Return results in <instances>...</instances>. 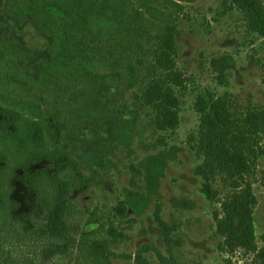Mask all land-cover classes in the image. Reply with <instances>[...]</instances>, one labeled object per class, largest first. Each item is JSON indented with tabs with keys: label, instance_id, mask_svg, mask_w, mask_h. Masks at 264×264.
Listing matches in <instances>:
<instances>
[{
	"label": "trees",
	"instance_id": "16d2710c",
	"mask_svg": "<svg viewBox=\"0 0 264 264\" xmlns=\"http://www.w3.org/2000/svg\"><path fill=\"white\" fill-rule=\"evenodd\" d=\"M194 1L30 0L29 8L41 10L35 16L41 32L50 36L57 31L62 34L55 60L69 67L68 72L66 77L53 73L51 77L55 81L64 79L67 89H75L79 83L86 86L83 92L71 95L67 108L70 118L74 113L77 117L81 115L82 109L89 106L86 95L110 76L133 91L136 103L150 109L151 123L156 130L174 133L180 124V97L193 92L198 129L190 132L186 141L200 159L194 171L203 182L200 193L207 200L215 201L218 192L211 180L221 175L234 189L230 199L221 204V216L217 212L213 214L216 232L223 237L218 249L222 254L243 249L252 255L251 264H264V235L260 237L262 246L257 247L253 218L257 197L249 180L252 163L264 160V105L239 106L231 101L228 93L218 95L210 87H200L191 74L178 69V27L185 4ZM229 2L230 7L241 12L246 29L264 39V0ZM14 10L19 13L20 8ZM96 20L110 22L112 29L96 31L93 28ZM6 55L1 53V57ZM78 60L97 64L106 70L105 74L87 69L74 72L71 66ZM216 81L228 87L223 74H218ZM64 88L57 84L59 92H64ZM2 98L10 106L11 98L8 95ZM1 109L6 123L0 124L3 146L0 147V264L17 263L10 252L11 237L13 233L22 236L25 232L35 236L34 241L40 240L41 245L50 244L52 251L65 252L76 246L90 264H107L112 258L131 260V255L113 253L107 242L98 237L84 232L76 240L71 233L69 224L74 208L70 191L78 172L72 156L58 141V133L67 129L66 125L59 124V110L47 112V119L43 118L37 102L26 104L24 110ZM44 128H48V139L43 136ZM156 144L165 146L164 137L160 135ZM40 162H43L41 167ZM131 170L139 174L135 168ZM17 180L32 192L27 203L31 206L28 213L17 212L19 203L12 197ZM160 207L158 201L153 217L164 243L182 245L181 223L163 220ZM114 210L120 216L126 212L122 206ZM105 235L117 243L124 240L121 230L113 224L105 228ZM149 251H153L151 246H141L134 262L150 264L143 257ZM154 253L161 264H185L178 262L172 252L167 256Z\"/></svg>",
	"mask_w": 264,
	"mask_h": 264
},
{
	"label": "rangeland",
	"instance_id": "374dc122",
	"mask_svg": "<svg viewBox=\"0 0 264 264\" xmlns=\"http://www.w3.org/2000/svg\"><path fill=\"white\" fill-rule=\"evenodd\" d=\"M11 1L0 0V40L16 43L19 49V37H10L9 28L14 26L16 31L23 28L31 46L37 44L39 50L41 46L48 47V54L26 53L21 60V67H25L29 78L42 69L39 55L50 59L49 72L66 77L69 67L56 61L55 57L52 59L60 51L61 32L51 36L36 33V13L26 8L15 21L6 14ZM52 13L61 16L57 11ZM93 28L109 31L112 24L96 20ZM178 28V69L191 74L200 87H210L218 95L228 93L231 101L239 106L264 105V39L246 29L241 12L230 7L229 0H195L185 4ZM71 67L76 73L84 69L98 74L106 71L95 63L80 60L73 62ZM218 74L225 76L228 87L217 83ZM48 79L51 82L43 108L49 113L59 110V124L67 126L58 134L60 144L72 156L78 172V179L70 191L74 214L69 224L76 240L86 232L106 241L113 253L132 256L131 260L112 258L107 264H136L134 256L144 245L153 248L143 254L150 264H161L156 251L164 256L172 252L178 262L185 264H250L251 254L242 249L233 254H222L218 249L223 237L216 232L213 214L217 212L221 216V204L230 199L234 189L229 180L218 179L212 184L218 192L215 201L207 200L200 193L203 182L194 172L200 159L186 141L187 135L198 129L193 92L188 91L180 97V124L174 133H170L156 130L151 123L150 109L136 103L133 91L115 77L109 76L99 82L93 92L86 95L89 106L82 109L79 117L74 113L71 118L67 111L70 97L83 92L85 84L67 89L64 79L55 81L50 75ZM57 84L64 92H59ZM34 95L40 101L39 93ZM50 124L54 125V122ZM160 135L165 139V146L156 144ZM251 169L249 180L257 197L253 214L255 237L257 247H261L264 160L252 163ZM12 197L18 200L17 212H29L31 206L29 208L27 203L32 192L19 180L14 182ZM158 201L163 220L181 223L183 243L178 247L164 243L154 221L153 209ZM118 206L125 208L124 216L115 212L114 208ZM110 224L124 235L121 243L106 237L105 228ZM32 237L28 232L22 236L12 234L10 252L16 258V264H29V261L33 264H90L85 262L82 250L76 246L65 252L52 251L50 244L44 242L41 245L40 240L34 241Z\"/></svg>",
	"mask_w": 264,
	"mask_h": 264
},
{
	"label": "flooded vegetation",
	"instance_id": "af4514ba",
	"mask_svg": "<svg viewBox=\"0 0 264 264\" xmlns=\"http://www.w3.org/2000/svg\"><path fill=\"white\" fill-rule=\"evenodd\" d=\"M30 0H12L10 5L7 8L6 14L11 16L15 21L21 17L22 10L26 8L27 10L36 13L37 16L41 10H31L29 8ZM14 8H20L18 12ZM48 9L46 8V11ZM34 16V18H35ZM6 21V19H5ZM16 23V22H15ZM35 32L38 34H42V36H50L48 33L41 32L35 21ZM10 37H15L17 35L19 40L17 41L19 44V49L16 43H10L9 41H1L0 40V124L3 122L6 123L2 118V109L1 107H10L12 110L17 111L18 109H23L26 104H33L37 102L41 108L43 113V118H49L47 112L44 110V104L48 97V89L51 80L48 79V76H51V72H49L48 66L50 63V59L46 56L39 55L42 57V69L37 70L34 74H31L30 78L28 74L25 72V67H21V60L24 59L26 53H34L38 54L40 52L48 54V47L41 46L40 50L37 44L31 46V42L26 39L25 30L22 32L23 28L15 30L14 26H10ZM61 46V43L59 44ZM7 53L8 55L1 57L2 52ZM57 54V53H56ZM52 56L54 59L55 55ZM62 75L63 74H59ZM54 81V80H53ZM34 89L37 90V93L34 92ZM40 97V101L36 98L34 94H38ZM9 96L10 106L6 101L2 98V96ZM59 134V133H58ZM43 136L48 139V128L43 129ZM1 138V135H0ZM1 140V139H0ZM60 141V140H58ZM0 147L3 148L1 142ZM43 165V162L38 164L39 167ZM33 166H31L32 168ZM22 182V181H21ZM23 183V182H22ZM24 185V184H23ZM25 186V185H24Z\"/></svg>",
	"mask_w": 264,
	"mask_h": 264
},
{
	"label": "built area",
	"instance_id": "2783aa9c",
	"mask_svg": "<svg viewBox=\"0 0 264 264\" xmlns=\"http://www.w3.org/2000/svg\"><path fill=\"white\" fill-rule=\"evenodd\" d=\"M224 178L227 179L224 175H221V176H215L214 178H212V180H211V184H213V182H214L215 180H218V179H224ZM238 250H239V249H238ZM242 250H243V249H242ZM235 251H236V250H235ZM235 251H234V252H235ZM234 252H233V253H234ZM233 253H232V254H233ZM225 254H229V253H225ZM251 259H252V255H251V258H250V264H251Z\"/></svg>",
	"mask_w": 264,
	"mask_h": 264
}]
</instances>
